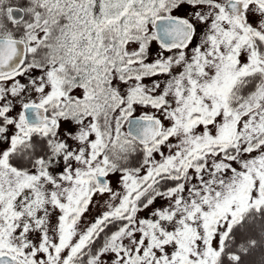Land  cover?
<instances>
[{"label": "snow or ice", "instance_id": "obj_1", "mask_svg": "<svg viewBox=\"0 0 264 264\" xmlns=\"http://www.w3.org/2000/svg\"><path fill=\"white\" fill-rule=\"evenodd\" d=\"M0 264H264V0H0Z\"/></svg>", "mask_w": 264, "mask_h": 264}]
</instances>
